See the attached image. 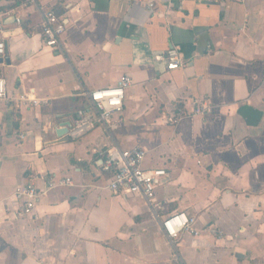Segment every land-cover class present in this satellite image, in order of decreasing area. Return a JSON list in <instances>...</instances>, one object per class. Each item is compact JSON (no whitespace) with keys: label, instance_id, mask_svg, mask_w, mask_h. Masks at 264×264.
<instances>
[{"label":"crops","instance_id":"0c3cea01","mask_svg":"<svg viewBox=\"0 0 264 264\" xmlns=\"http://www.w3.org/2000/svg\"><path fill=\"white\" fill-rule=\"evenodd\" d=\"M48 11L67 25L55 49ZM0 42L12 96L0 100V264H264V0H0ZM170 49L177 70L158 59ZM125 75L107 125L59 134L89 108L85 92ZM137 146L167 172L153 203L115 196L102 169L109 149ZM29 178L46 193L33 218L14 201ZM52 178L73 184L47 190ZM179 212L199 235H165Z\"/></svg>","mask_w":264,"mask_h":264},{"label":"built area","instance_id":"2783aa9c","mask_svg":"<svg viewBox=\"0 0 264 264\" xmlns=\"http://www.w3.org/2000/svg\"><path fill=\"white\" fill-rule=\"evenodd\" d=\"M225 2V0H218ZM20 23V21H19ZM66 23L54 11H48L44 14L42 23V36L45 49H55L59 47L61 38L66 31ZM6 52L5 44L0 42V57ZM158 59L167 62L168 70H177L184 65L183 58L178 49L168 50L164 56ZM131 86V79L128 76H122L117 85L113 88L99 89L92 92H85L89 108H82L77 111V118L71 125L69 134L71 137L80 136L96 126L107 125L115 113H120L124 107L126 90ZM12 96L8 94L7 85L4 79L0 78V100L9 101ZM20 103L25 106H38L43 102L32 99L28 95L20 96ZM45 103V102H44ZM207 105L186 113L183 109H177L168 118V122L176 125L186 116H196L208 111ZM102 169L104 172L112 174L109 190L115 195H141L148 202L153 203L155 199L156 188L167 178V172L164 169H152L145 167L147 152L137 146L130 150H121L113 147L104 153ZM71 179L56 180L52 178L48 182L47 190L58 186H71ZM46 194L36 187L33 178H29L25 185L19 186L14 195V201L22 203V214L25 217L33 218L35 210L41 197ZM159 208V204H154ZM197 219L186 213H175L165 218L161 224L165 235L172 241L179 240L183 234L199 235L196 229ZM215 233V230L212 231ZM222 235L221 232H219Z\"/></svg>","mask_w":264,"mask_h":264},{"label":"water","instance_id":"95a60500","mask_svg":"<svg viewBox=\"0 0 264 264\" xmlns=\"http://www.w3.org/2000/svg\"><path fill=\"white\" fill-rule=\"evenodd\" d=\"M68 127H71V124H67L66 130H61V131L59 132V134H60V135H62V134H66V132L69 131V128H68Z\"/></svg>","mask_w":264,"mask_h":264}]
</instances>
